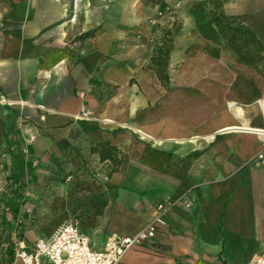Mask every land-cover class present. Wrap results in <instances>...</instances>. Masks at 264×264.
Instances as JSON below:
<instances>
[{"label": "crops", "instance_id": "crops-1", "mask_svg": "<svg viewBox=\"0 0 264 264\" xmlns=\"http://www.w3.org/2000/svg\"><path fill=\"white\" fill-rule=\"evenodd\" d=\"M204 12L220 13L223 36ZM166 38L160 78L150 58ZM259 102L264 0H13L0 23V150L23 184L7 192L22 205L8 227L20 223L26 248L53 233L33 231L25 197L52 158L78 154L106 180V232L80 229L92 250L185 200L119 264H264ZM81 108L90 121L76 120Z\"/></svg>", "mask_w": 264, "mask_h": 264}, {"label": "rangeland", "instance_id": "rangeland-1", "mask_svg": "<svg viewBox=\"0 0 264 264\" xmlns=\"http://www.w3.org/2000/svg\"><path fill=\"white\" fill-rule=\"evenodd\" d=\"M88 1L80 0L82 4ZM12 6L13 0H0V23L10 13ZM3 152L0 150V264H19L14 253L20 223L17 221L16 228L11 229L7 221L10 218L20 219L21 204L17 198L13 203L8 201L7 192L13 185L8 176V166L1 161ZM37 175L33 191L29 190L25 197V207L32 216V228L35 233L46 234L50 227L57 225L56 230L69 222H77L79 229L82 227L97 234L106 232L104 229L106 214L104 205H101L106 180L85 158L78 154L52 158L44 171L38 172ZM58 198H63L67 202L65 213L54 207V202ZM115 226L116 224L113 229H109L115 231L117 230ZM52 234L39 239H49ZM113 235H109L105 241Z\"/></svg>", "mask_w": 264, "mask_h": 264}, {"label": "built area", "instance_id": "built-area-1", "mask_svg": "<svg viewBox=\"0 0 264 264\" xmlns=\"http://www.w3.org/2000/svg\"><path fill=\"white\" fill-rule=\"evenodd\" d=\"M164 17V13L158 12L154 18L148 20V24L155 26ZM76 120L90 121L89 112L81 108ZM261 143L262 148L256 154L255 161L264 167V140ZM177 202L189 207L185 200L159 202L154 207L151 219L135 234L113 235L100 251L89 247L77 222H69L58 227L49 239L37 240L31 248H26L20 242L15 243V259L19 264H119L128 251L155 236L157 230L165 225V217Z\"/></svg>", "mask_w": 264, "mask_h": 264}, {"label": "trees", "instance_id": "trees-1", "mask_svg": "<svg viewBox=\"0 0 264 264\" xmlns=\"http://www.w3.org/2000/svg\"><path fill=\"white\" fill-rule=\"evenodd\" d=\"M204 14L206 15V17L208 18L210 24H213L218 31V34L220 36V34L223 36V29L220 28V13H216V12H204ZM236 31L237 32H244L247 33V31L240 25H238L236 27ZM234 37H231L228 39V41H232ZM170 40L169 38H166L164 40V42L162 43L161 46H158L154 49L153 55L150 58V63L152 66V69L156 72V75L158 77H163L164 75V71H165V65L168 59V55L169 52L171 50L170 46ZM164 77H166L164 75ZM23 156V155H22ZM23 165L19 166V169L22 171V167ZM12 180V184L14 186V191H10L8 192L10 197L15 196V194H18L19 189H21L23 181L19 179H11ZM10 199V198H9ZM21 237V236H19Z\"/></svg>", "mask_w": 264, "mask_h": 264}, {"label": "bare ground", "instance_id": "bare-ground-1", "mask_svg": "<svg viewBox=\"0 0 264 264\" xmlns=\"http://www.w3.org/2000/svg\"><path fill=\"white\" fill-rule=\"evenodd\" d=\"M258 106L260 107V109H261V112L263 111V109H264V102H259L258 103ZM231 107L233 108V110L235 111V113L239 116V115H241V113H242V111H240L237 107H235L234 105L232 106L231 105ZM236 115V116H237ZM263 118H264V115H263ZM108 123V122H107ZM244 124V123H243ZM246 126H248V124L246 125ZM250 127V126H249ZM246 128V127H245ZM259 128V127H258ZM262 128V127H261ZM253 129V128H252ZM227 130H238L236 127H231V128H228V129H226V131ZM242 130V129H241ZM257 135H258V137H259V139L260 140H264V127L262 128V129H256L255 128V130H253ZM138 134V133H137Z\"/></svg>", "mask_w": 264, "mask_h": 264}]
</instances>
